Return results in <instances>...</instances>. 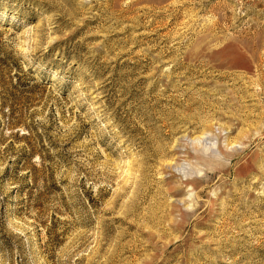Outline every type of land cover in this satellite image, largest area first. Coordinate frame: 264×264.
<instances>
[{
    "label": "rangeland",
    "instance_id": "rangeland-1",
    "mask_svg": "<svg viewBox=\"0 0 264 264\" xmlns=\"http://www.w3.org/2000/svg\"><path fill=\"white\" fill-rule=\"evenodd\" d=\"M0 264H264V0H0Z\"/></svg>",
    "mask_w": 264,
    "mask_h": 264
}]
</instances>
